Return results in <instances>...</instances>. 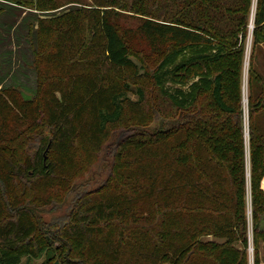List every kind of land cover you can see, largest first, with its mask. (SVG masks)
I'll use <instances>...</instances> for the list:
<instances>
[{"label": "trees", "instance_id": "obj_1", "mask_svg": "<svg viewBox=\"0 0 264 264\" xmlns=\"http://www.w3.org/2000/svg\"><path fill=\"white\" fill-rule=\"evenodd\" d=\"M1 1L41 13L58 11L60 16L78 21L73 26L80 40L72 67L64 75L66 81L49 91L45 123L51 137L40 138L34 148L31 164L25 165L31 173L0 161V264H19L22 257L39 256L43 247L32 242L38 233L51 235L62 249L67 248L59 255L61 264H71L70 243L86 245L105 264H120L119 246L110 228L114 223H139L138 204L143 201L149 203L153 222L161 229L155 235L154 248L140 253L141 264H185L197 253L215 264H246L247 182L254 264H260L257 238H264V133L255 118L264 114V76L254 71L251 62L249 87L256 81L261 86L256 95L249 89L247 98L248 181L243 111L227 101L224 92L230 81L239 90L252 0ZM255 6L253 48L264 43V0H256ZM122 15L142 19L140 30L147 41L152 46H166L161 60L145 77L168 108L169 125L144 136L137 129L122 135L112 147L111 172L105 181L93 190L82 185L75 194L71 189L69 194L74 197L66 214L45 225L35 214L33 201L14 194L13 177L52 176L55 165L47 162L48 153L63 158L78 141L101 151L107 128L127 114L139 125L143 123L145 93L138 87V100H130V82L119 75L135 71L111 22ZM44 20L35 19L37 25ZM97 44L99 65L91 70L76 69L84 65L82 51ZM220 64L226 68L215 73L203 69ZM140 76L134 73L135 78ZM207 96L210 102L201 106ZM12 136L18 134L2 119L0 157L5 152L1 145ZM115 170L119 171L120 190L114 184ZM134 182L141 184L139 193L122 189Z\"/></svg>", "mask_w": 264, "mask_h": 264}, {"label": "rangeland", "instance_id": "obj_2", "mask_svg": "<svg viewBox=\"0 0 264 264\" xmlns=\"http://www.w3.org/2000/svg\"><path fill=\"white\" fill-rule=\"evenodd\" d=\"M54 1L63 4L69 0ZM79 1L89 3V0ZM254 1L256 4V0ZM253 3L252 0L239 90L236 91V85L232 81L224 90L226 100L233 102L243 111L242 134L247 181L249 176L247 98L249 89L256 95L260 93L259 88L261 86V83L256 81L253 83L252 89L249 87L251 83L248 74L250 63H253V69L260 77L264 76V43L254 48L251 43L255 13ZM36 18L46 20L37 25ZM77 22L72 18L60 16L58 11L41 13L15 8L0 0V123L5 118L13 126V134H18L16 138L12 136V139L1 145L5 152L0 157V161L6 167L13 164L15 169L21 166L20 171L31 173V169L26 168L25 165L31 164L34 148L37 147L40 138L51 137V129L45 123V104L49 97V91L54 89L60 81L61 83L62 80L66 81L67 78L64 75L66 71L71 69L72 59L78 53L80 38L74 30ZM111 22L123 39L128 56L135 65L134 72L119 73L122 79L130 82L133 92L129 98L132 101L138 100L136 95L138 87L145 93L146 100L142 104L141 112L143 123L139 125L134 117L127 114L121 122L107 128L108 136L102 140L103 148L101 151L87 143L78 141L68 156L60 158L61 156L59 157L51 151L48 153L47 162H53L55 165L52 176L22 177L19 175L18 178L13 177L12 189L14 194L18 198L24 197L32 200L35 205V214L45 225L53 223L66 214L67 205L72 203L74 197V194H69L71 189L76 194L81 191L82 185L87 190H93L105 181L111 172V164H108L112 147L116 145L122 135L137 129L136 131L144 136L145 132L162 131L169 125L166 118L168 108L157 95L150 80L145 77L161 60L166 51V46L161 44L152 46L147 41L140 30L142 19L139 17L122 15L115 19L112 18ZM30 23L33 25L30 26ZM100 52L101 49L98 44L84 49L81 53L84 65H80L76 69L81 67L83 69L90 68L89 70L96 68L100 62ZM225 68L221 64L203 67L210 73ZM200 69L202 68L197 70ZM134 73L141 76L135 78ZM261 82L264 85V81ZM20 93L29 96L30 100L24 101ZM209 102L210 99L207 96L201 100V106H206ZM255 123L264 133V114L256 116ZM115 171L117 172L114 184L120 190L121 187L116 180L119 171ZM140 185V183L134 182L130 183L129 187L122 189L129 193L136 191L139 193ZM138 206L137 212L141 219L139 223L131 221L127 225L114 223L115 225L110 228L113 231L115 245L119 246L120 264H141L140 253L149 252L154 248L155 235L157 230L161 229L153 222L149 203L143 201ZM246 218L248 223L246 264H254L255 251L248 182ZM104 232L106 233V230ZM32 242L43 247L41 254L35 258L22 257L19 264H61L59 255L63 251L66 252L67 248L62 249L61 244L53 241L51 235L38 233L32 237ZM70 245L71 255L68 259L71 264H82L81 260L87 264H105L100 258L94 256L86 245L81 243H70ZM236 247H238V251L241 250L239 245ZM257 255L260 264H264V238L262 236L257 238ZM185 264H215V262L207 258L201 259L197 253Z\"/></svg>", "mask_w": 264, "mask_h": 264}, {"label": "water", "instance_id": "obj_3", "mask_svg": "<svg viewBox=\"0 0 264 264\" xmlns=\"http://www.w3.org/2000/svg\"><path fill=\"white\" fill-rule=\"evenodd\" d=\"M251 29H252V25H251ZM20 95H21V97H22V99H23L24 101H28V100H30V97L27 96V95H25L24 93H20ZM48 148H49V144L47 145L46 151H47ZM46 151H45V152H46ZM45 159H46V156H45V153H43V162H45ZM55 264H57V263H55Z\"/></svg>", "mask_w": 264, "mask_h": 264}, {"label": "bare ground", "instance_id": "obj_4", "mask_svg": "<svg viewBox=\"0 0 264 264\" xmlns=\"http://www.w3.org/2000/svg\"><path fill=\"white\" fill-rule=\"evenodd\" d=\"M253 2H254V3H253V4H254V5H253V9H254V8H255V1L253 0ZM252 11H254V10H252Z\"/></svg>", "mask_w": 264, "mask_h": 264}]
</instances>
